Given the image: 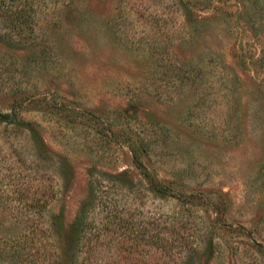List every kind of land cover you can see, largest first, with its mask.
Here are the masks:
<instances>
[{"label": "rangeland", "instance_id": "rangeland-1", "mask_svg": "<svg viewBox=\"0 0 264 264\" xmlns=\"http://www.w3.org/2000/svg\"><path fill=\"white\" fill-rule=\"evenodd\" d=\"M12 112L0 264L57 259L93 195L65 264H264V0H0Z\"/></svg>", "mask_w": 264, "mask_h": 264}, {"label": "trees", "instance_id": "trees-1", "mask_svg": "<svg viewBox=\"0 0 264 264\" xmlns=\"http://www.w3.org/2000/svg\"><path fill=\"white\" fill-rule=\"evenodd\" d=\"M14 113L15 112H12L10 114H1L0 113V119H2L4 121L12 120L14 118V115H15ZM132 153H133V157H134V162H136V164L138 165L139 160L137 158L141 154L137 153L136 149H132ZM143 172H144V178L146 179L147 183L152 188L156 189V191H159L162 193L170 192V191H167L166 189H164L162 186L158 185L159 183L153 177H151L148 172H146V171H143ZM95 202H96V198H95V195H93V197L90 199V201L83 205L82 210L80 211V213L76 217L75 221L73 222L72 226L70 227L69 233L67 235L61 234L62 237H60V242L62 245V251L60 252V254L58 253L57 259H55V260L52 259V258H54V253H52V254L47 253L48 255H47V260L45 261V264H65L69 260L71 261L73 259H76L77 244L81 241L82 238H84L86 236V234L88 233V230H90L89 229V226L91 223L90 222V219H91L90 214L95 207ZM114 219H115V216H114ZM114 219H113V221H114ZM47 223H48V220H47ZM56 223H58L57 217H55V218L53 217L52 219L50 218L49 225H50L51 230L49 231V229H47L45 231L47 238L51 237L53 240L56 237V239H58V231L56 229L57 228ZM113 224H115V223L110 221V226ZM110 226H108V227H110ZM105 229H107V227L105 228V226H104L103 230H105ZM113 230H116V229L114 228ZM81 233H82V235H81ZM114 233H115V231H113L111 235H113ZM88 234L90 235V233H88ZM53 243H54V241H53ZM71 249H72L71 257L69 259H67L66 256H68V254L70 253L69 251ZM44 255H46V254H44ZM44 257H46V256H44ZM65 258L67 259L66 261H65ZM34 260H35L34 261V264H35V262L38 259L35 258ZM28 262L33 264V256L31 259H28Z\"/></svg>", "mask_w": 264, "mask_h": 264}]
</instances>
